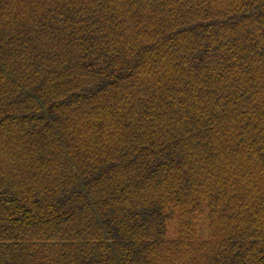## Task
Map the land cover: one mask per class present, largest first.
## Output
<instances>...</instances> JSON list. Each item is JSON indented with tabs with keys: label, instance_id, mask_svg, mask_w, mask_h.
I'll list each match as a JSON object with an SVG mask.
<instances>
[{
	"label": "trees",
	"instance_id": "trees-1",
	"mask_svg": "<svg viewBox=\"0 0 264 264\" xmlns=\"http://www.w3.org/2000/svg\"><path fill=\"white\" fill-rule=\"evenodd\" d=\"M0 264H264V0H0Z\"/></svg>",
	"mask_w": 264,
	"mask_h": 264
}]
</instances>
